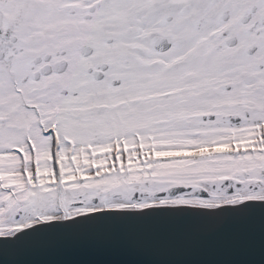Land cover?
I'll return each mask as SVG.
<instances>
[{"label":"snow or ice","instance_id":"obj_1","mask_svg":"<svg viewBox=\"0 0 264 264\" xmlns=\"http://www.w3.org/2000/svg\"><path fill=\"white\" fill-rule=\"evenodd\" d=\"M264 225V0H0V257L155 220Z\"/></svg>","mask_w":264,"mask_h":264},{"label":"water","instance_id":"obj_2","mask_svg":"<svg viewBox=\"0 0 264 264\" xmlns=\"http://www.w3.org/2000/svg\"><path fill=\"white\" fill-rule=\"evenodd\" d=\"M7 258L15 264H264V225L259 217L104 225L37 238Z\"/></svg>","mask_w":264,"mask_h":264}]
</instances>
